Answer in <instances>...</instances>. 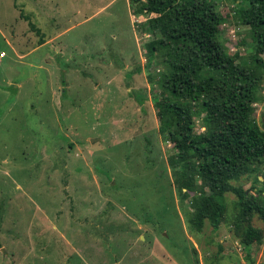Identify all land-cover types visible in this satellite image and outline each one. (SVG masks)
Instances as JSON below:
<instances>
[{
    "label": "rangeland",
    "instance_id": "1",
    "mask_svg": "<svg viewBox=\"0 0 264 264\" xmlns=\"http://www.w3.org/2000/svg\"><path fill=\"white\" fill-rule=\"evenodd\" d=\"M208 1L227 54L261 74L250 124L264 131V51L248 4ZM138 7L0 0V264H264V239L235 233V193L218 224L210 216L200 226V193L179 192L172 126L155 105L164 58L147 49L164 34L149 30L158 14ZM204 115L196 104L197 133ZM258 167L233 183L258 195ZM252 224L264 229L258 214Z\"/></svg>",
    "mask_w": 264,
    "mask_h": 264
},
{
    "label": "trees",
    "instance_id": "2",
    "mask_svg": "<svg viewBox=\"0 0 264 264\" xmlns=\"http://www.w3.org/2000/svg\"><path fill=\"white\" fill-rule=\"evenodd\" d=\"M245 1V22L253 28L258 49L264 51V0ZM131 2L139 3L137 9L157 13L149 19V30L164 34L150 40L147 49L151 54L162 52L164 58L156 66L164 92L155 105L159 117L165 120L168 115L165 121L172 126L169 135L178 158L173 167L182 171L177 177L179 192L185 194L187 188L200 193L195 207L200 226L210 216L218 224L217 212L225 207L226 193H235V233L243 241L261 244L264 229L254 226L252 219L258 214L264 221V188L256 195L233 183L264 164V131L250 124L261 74L227 54L219 38L222 17L211 11L208 0ZM32 29L41 32L34 25ZM193 101L205 111V130L200 133L196 132Z\"/></svg>",
    "mask_w": 264,
    "mask_h": 264
},
{
    "label": "crops",
    "instance_id": "3",
    "mask_svg": "<svg viewBox=\"0 0 264 264\" xmlns=\"http://www.w3.org/2000/svg\"><path fill=\"white\" fill-rule=\"evenodd\" d=\"M52 40H53V39H51V40H47L46 42H44V43L42 44V46H47V44H53V43L56 42V39H55L54 41H52ZM39 47H40V46H39ZM51 56H52L51 54H50V56L46 54V57H43V59L50 60V57H51ZM50 61H51V60H50ZM47 70L50 71L49 67H48Z\"/></svg>",
    "mask_w": 264,
    "mask_h": 264
},
{
    "label": "built area",
    "instance_id": "4",
    "mask_svg": "<svg viewBox=\"0 0 264 264\" xmlns=\"http://www.w3.org/2000/svg\"><path fill=\"white\" fill-rule=\"evenodd\" d=\"M4 56H5V53L2 52V53L0 54V59H1L2 57H4Z\"/></svg>",
    "mask_w": 264,
    "mask_h": 264
}]
</instances>
